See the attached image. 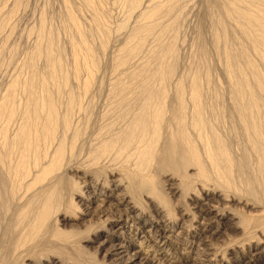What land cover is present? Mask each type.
<instances>
[{
	"label": "bare ground",
	"instance_id": "1",
	"mask_svg": "<svg viewBox=\"0 0 264 264\" xmlns=\"http://www.w3.org/2000/svg\"><path fill=\"white\" fill-rule=\"evenodd\" d=\"M80 1L93 13L92 29L83 30L82 22L80 21L81 24L78 22L69 8L67 20L65 19L67 22L63 25V29L66 31L71 29L77 35V40L71 42L74 61L72 77L66 73L56 32L52 31L53 28L47 32L46 23L41 19L37 43L34 44L32 52L27 54L28 59L24 60L25 63L22 65H25L28 75L22 77V74L18 75L20 74L18 73L5 87L4 84L0 87V264H84L74 252L86 250L88 247L96 250L105 264H264V245L256 241L258 239H254L255 236L249 235L247 239L233 245L228 256L215 245V240H218L225 232L232 228H239L240 222L242 228L243 222L238 217L237 211L233 214L231 210L217 208L218 205L216 206L214 202H217L221 196L211 191V187L209 189V185L205 184V178L202 179L201 175L198 181H203L200 182L202 186L198 184L203 187L202 196H196L198 195L195 192L196 186L192 187L191 183L186 182L192 179L187 173L178 181L173 176L167 180L170 182L168 188L174 193L186 195L189 191H193L194 196L198 197L194 204L197 213L195 215L194 212L192 217L194 223L190 222V216V220L188 216L184 218L187 215L185 211H189L192 207L190 208L189 205L187 210L183 212L180 210V217H175L172 212L174 208L171 206V210L168 203L176 201H170V199L166 203L160 201L163 195L154 183L156 177L153 175L158 171L160 163L165 165L164 171H167L165 170L167 166L164 164L167 156L170 158L173 156L182 164L188 162L191 166H197L198 169L205 171L204 164L206 166L207 163L201 161L202 155L207 157L203 159H210L215 166L222 163V160H228L232 155L227 140L215 131L213 122L206 118L211 117V112H206V115H209L205 117V108H210L212 105L209 107L205 103L207 100L203 98L205 95L201 89L200 78L204 76L199 77L193 74L194 77L191 78L188 87L184 80L183 82L179 80V77L177 84L172 80L176 84L175 94L170 95V97L173 96L172 98H169L166 89L168 80L176 75L178 48L176 49L177 38L174 33V30H177L175 13L181 11L184 0H119L125 9L122 8L125 19L118 29L126 30V35L123 41L125 46L119 50V55L123 58L118 59V65L131 61L125 60L127 58L138 57L137 54L152 36L156 38L155 42L158 46L151 50L152 54H149L157 65L153 69L151 67L155 62L150 65L151 67L141 63L144 67L141 70L138 69L140 71L130 75L129 78L127 77L129 79L127 83L121 79V81L115 80L117 83H112L113 86L116 84L115 87L112 86L115 95L111 93L118 100L114 102H118V105L122 107L120 109L111 103L113 105L111 108L112 111L114 108L116 110L119 108L121 114L119 110L115 111L117 118L112 120L114 113L111 111V118L107 115L111 121L106 122V126L103 123L101 128L91 129V135L86 133L85 136L89 134L91 136L89 139L93 143L88 142V138L82 137V134L90 129L88 125L91 124L93 127L96 123L92 124L90 120L89 123L85 121L84 127L73 121L77 107L80 110L83 109V105L79 100V103L76 102L79 98H76L77 95L72 94V90L67 88H70L68 85L73 79L79 84L82 82L80 86L84 91L81 88L80 90L83 94L89 91L95 72L99 70L95 46L93 47L89 42V38L94 35L97 38L100 37L99 47L103 52L112 30L103 19L104 13L100 9L102 8L101 0ZM206 1L209 6L207 9L211 13L207 10L208 14L216 16L213 22L214 48L223 45L217 48L220 50L218 58L220 55L231 87V98L235 105L233 109L236 108L234 113L236 117H240L238 120H241L248 134L247 144L253 150V155L257 156V169H255L259 174L256 175H260L257 178L261 179L260 186H263L264 72L260 64L264 69V0ZM9 20L7 21L10 23ZM130 20H133L134 24L129 27ZM1 21L4 22L2 19ZM166 34H171L169 40L165 39ZM200 38L201 36L198 40ZM203 44L205 43L199 46L205 56ZM254 54L260 63L255 60ZM42 57L47 65L44 73L39 72L37 66L38 59ZM150 78L156 83L153 84ZM133 82L135 83L133 85H138L139 89L133 90L131 85ZM61 93L68 98V100L65 98L66 101L64 100L63 103L62 100L59 101ZM76 104L80 105L76 106ZM61 105H65L63 110L60 109ZM86 108L85 110L88 111V107ZM107 113L110 114L108 111ZM215 114L216 112L214 117L217 118ZM102 116L104 121L108 119L105 115H101V118ZM86 118L88 120V117ZM80 136L86 139L88 144L92 143L91 146L94 145L93 148L88 147L91 148L90 152L86 151L89 152L86 157L89 156L88 159H90V161L87 159V162H91L83 173V184L86 190H78L80 186L74 187L76 182L72 181L73 173L71 172L72 170L78 172V170L68 165L70 164L68 156L70 158L72 154L78 155L73 150L80 143ZM222 166L220 164L216 166V169ZM160 171L158 173L162 172ZM178 172L182 171L179 170L177 173L175 171L176 176L180 174ZM195 174L197 176L198 173ZM106 175L109 176L107 179ZM226 175H228L227 172ZM197 178L199 179L198 176ZM255 191H251L252 195ZM259 194L258 192L256 197L264 203V195L259 196ZM73 198L77 199L75 203L80 206V215L77 217H72L70 214L71 205L74 204H72ZM142 198L152 203L149 212ZM255 205L258 206L256 203ZM227 206L225 207L229 208ZM75 211H77L76 208ZM94 216H97V223L99 221L102 225L108 226L104 228L99 223L94 226V229L90 227L91 225L87 227L86 223ZM220 219L223 222L218 224ZM260 219L264 224L263 218ZM94 220L96 221L95 218ZM245 222L250 224L252 221ZM58 224L64 228L58 227ZM259 225L258 228H261ZM85 233L89 236L85 237Z\"/></svg>",
	"mask_w": 264,
	"mask_h": 264
},
{
	"label": "rangeland",
	"instance_id": "2",
	"mask_svg": "<svg viewBox=\"0 0 264 264\" xmlns=\"http://www.w3.org/2000/svg\"><path fill=\"white\" fill-rule=\"evenodd\" d=\"M69 1H70V3H69ZM205 1L206 0H184V3L181 7V11H177L175 13V19L177 17V26H176L177 30H174V33L176 34V38H177L176 39V44H177L176 49L178 48L176 50V52H178V53H176L177 54V56H176V64L177 65H176V71H175L176 75H173L172 79L170 78L168 80V82H167L168 84L166 83V89L169 93V98H172L173 96L170 97V95L175 94V90H174L175 87L174 86H176V84L179 82L178 77H179V80L181 79L182 82L184 80V83L187 87L190 84L191 78L194 77L195 75H198L199 77H201V75H202V76H204L203 78L206 77L205 79H203L202 77L200 78V81L202 82V84H201L202 88L201 89L204 92L203 95L207 96V97L203 96V98H205L207 100V102L205 101V103L209 107L211 105L214 107L211 106L210 108H208V107H206L207 109L205 108V110H204L205 111L204 112L205 117L207 115H209V114L206 115V112L207 113L211 112L210 113L211 117L208 116L206 118L208 121L213 122L212 124L214 125L215 131L218 132L225 140H227V143L229 145L228 148L232 152V155L228 160H222V163H220V164L223 166L217 167V169H216V166H220V164L215 166L210 159H207L208 161L206 159H203V158H207V157H203V155H202V157L200 158L201 161L207 163L206 166L204 164V168H206L205 171H202V169L200 170V168L198 169L197 166H195V167L191 166V164L190 163L188 164V162L186 164H182L181 162L176 161L173 156L171 158H170V156H167L166 160H165L166 162L164 164H166L167 169H165V170H167L168 172L164 171L165 165L163 166L162 165L163 163H160L159 167L157 168L158 171L155 172V174L157 173V175L154 174L153 177H156L154 179L155 180L154 183L156 184V187L158 188V190L160 189L159 192L163 195L162 196L163 198L160 201H162V202L165 201V203L169 202V199H170V201L171 200L176 201L173 203H168V204H170L168 206L170 207L171 210H172L171 206L174 208L173 209L174 211L172 210V212L175 215V217L179 216V213H181V212H179L180 210H182V212H183V211L187 210V208H189V205H190V208L192 207L189 210V211H191V213L189 211H185V212H187V215L184 217L186 219L188 216V219H189V216H190L191 220L190 219L189 220L191 223L192 222L194 223V219L192 220V217L196 213V208L194 207V204H195L196 198H198V197L194 196L193 191H189V193H187L186 195L181 194V193H177L178 194L177 195L170 188H168L170 186V185H168V184H170V182H168L167 180L171 176H173L176 179V181H178L181 179L182 175L184 176L185 173H187L195 181H193L192 179L191 180L187 179L189 181H186V182L191 183L192 187H193V185L196 186L195 192L198 193V195H196V196H199V195L202 196L203 195V189H202L203 187H201L202 186L201 183L203 181L202 180L198 181V180H200L201 177H202V179L205 178L204 182H206L205 184L207 186L209 185L208 186L209 189L211 187V189H212L211 191H213L215 194H217V195L219 194V196H221L220 197L221 200L217 199V202H214V204L216 206L218 205L217 208L218 209L220 208L221 210H224V209L225 210L226 209L231 210L232 213L234 212L233 214L237 213L238 217L243 222L242 228H241L242 223L240 222L239 228H235V229L232 228V229L228 230V232L230 231L229 233L225 232V234L221 235V237L218 240H215V245L217 247H219V249H221L225 255L228 256L231 252V249L233 248V245H236L238 242H241L242 240L247 239L249 237V235L255 236L254 239H258L256 241H259L264 245V224L262 223L263 221L261 222L262 219H260V218H263V220H264V209H263L264 203L260 201L259 197L258 198L256 197V194L258 196V192L260 193L259 196L264 195V189H263L264 185L260 186V185H262L260 183L261 179L259 180V178H257V176L260 177V175H256V174H259V173H257L258 171L256 172V169H257L256 157L257 156L255 157L253 155V150L250 149L249 148L250 145L247 144L248 141H246V140H248V139H246V138L248 137L247 136L248 134H246V130L244 129V126L241 123V120L240 121L238 120V118H240V117L238 115H237L238 117H236V113H234L236 108L233 109L235 107V105H234V102L232 101V98H231L232 97L231 92H230L231 87L229 85L228 78L225 75L224 66H223L222 60L220 59V55L218 58V54H220L219 53L220 50H218L217 48L219 46L217 48L215 46V48H214L215 43L213 41V36H214L215 30H214L213 22H214V17H216V16L210 15L211 13L209 12L210 10H208L209 9L208 3L206 1V3H207V5H206ZM96 2H97V0H96ZM119 2H120L119 0H101V3H100V7H102L100 9H101L102 13L105 14V15L102 14V16H104L103 19L105 20V24L110 28V30H112L113 35L111 33L110 39L107 42L108 47L106 46V48H105L106 51H105V49L103 50L104 53L102 52V49H100V47H99L101 38L100 37L97 38V36H95V35H94V37L92 36V38L91 37L89 38L92 41L91 42L89 40V42L92 43L93 47L95 46L94 47L95 54L97 55V60H98L97 61V69H99V70L96 69L97 71L95 72V75H94L95 77L93 78L92 85L89 89L90 92L87 91V92H85L86 94H83V92H82V91H84V90H82L83 87L81 88V86H80V84L82 85V82L79 84L73 79L70 81V83L68 85V87L70 86V88H67V89L72 90L73 93L70 90V92L72 94L75 93L77 95L76 98H79L76 100V102L79 103V101H80V103H82V105H83V109L81 108L80 110H78L79 107H77V109L75 108L76 111L74 110L75 113L73 115L74 116L73 121L79 125L81 124V126L82 125L84 126V125H86L85 121H88V123H89V120H90L92 124H94L93 122H95L96 123L95 126L96 127L98 126L96 128L95 126L92 127L91 124L90 125L87 124L88 126H90V129H88L87 128L88 126H86V128L88 130H86V131L84 130L85 132L83 133L84 135L82 134V137H84L86 135V133L90 134L92 132L91 129L95 128L94 130H97L100 126H103V123L105 124L104 126H106V122L109 123L111 121V119L113 120V118H114V120H115L117 118L115 111H118L119 108L121 109L122 106L118 105L119 104L118 102L117 103L114 102V100L116 101L117 99H115L116 97L113 96L114 91L112 88V86H113L112 83L113 82L117 83L116 81H118L120 79L123 81H126V83H127L129 81L128 78L130 75H133L136 72H139L145 66V64L150 66L153 62H155L149 53L152 52L151 50L154 47L156 48V46H158L157 45L158 43L155 42V41H157V40H155L156 38L154 36H152L151 38H149L145 47L142 48V50L140 52L141 54L140 53L137 54V55H139L138 57L134 56L135 58H132V59L127 58L125 60H128V59L131 60V61L127 62L128 64L124 63V64L118 65L119 60L121 58H123V56L119 55V50L121 48H123V46H125L123 41H125V35H126V30H124L125 31L124 32L123 29L121 31H119V29H118L119 25L122 24V22H124L123 19H125L124 15H123V14H125V12L122 13L123 12L122 8L124 6L121 5V2L120 3ZM0 7H2L0 9H2V11H3V12L0 11V15H2V16H0V18L2 20H4V22H3L0 19V25L3 24L0 27V29H1V33H0V85L1 86L0 87H3V84L5 87L7 85V83H9L10 79L13 78L14 75H17L18 73H20L18 75L22 74L21 75L22 77H25L26 75H28L27 74L28 72H27L25 65L24 66H22V65L28 59L29 55H27V54H30V52H32V50L35 47L34 44L37 43V40L39 37V34L37 32L39 31L41 19L44 20L46 23V31L47 32H49L52 28H53L52 31L56 32V36L58 37L57 42H58L59 48H61V51H62V57H63L66 73L71 75L69 77H72V75H73L72 71H74V64H73L74 61H73L72 51H71V42L74 40H77V35L71 29L70 30L72 32L70 30L66 31V29H63L64 28L63 25L65 24V22H67L66 16L68 15V10L70 8V11L76 16V18L78 19V22L79 23H80V21L82 22V24L81 23L80 24H81V28L83 30L88 31V29L89 30L92 29V22H91L92 17L91 16H93V13L87 7H84V5L82 4V1H80V0H18V1L17 0H6V1L2 0L1 1L0 0ZM66 7H67V9H66ZM72 10H74V12ZM207 10L210 14H208ZM177 13H179L178 16H177ZM10 14L12 16L13 15L14 16L13 17L11 16L12 17L11 18L9 16ZM42 16H44V17H42ZM132 19L135 20V18H132ZM7 20H9L10 23ZM129 23H130L129 27L134 24L133 20H130ZM47 25H48V27H47ZM117 31H119L118 33L119 34L121 33V34L119 35L117 33ZM123 32H124V36H123ZM171 34H173V33H171ZM171 34H166L165 39L167 38V40H169V38H171ZM200 36L202 38V40L200 38L201 41L198 40ZM94 39L96 41H93ZM44 40H45V38H44ZM198 41H199V43H198ZM202 43H205V44H203L205 52H206L205 56L202 54V50H200L201 47L199 46ZM221 45H220V47L223 46V45L222 46ZM198 47H200V48H198ZM97 49H98V51H97ZM199 50L201 51V54H200ZM147 54H149L150 56ZM116 56L117 57L119 56V57L117 58ZM255 56L256 55L254 54L255 60H257V62L260 63L259 59ZM147 57H148V59H147ZM39 59L37 62V63H39V64H37L38 70H39V72L44 73L47 69V67H46L47 65L45 63L46 60H44L43 57L40 60ZM149 60L150 61L152 60V62H150ZM139 64H140V66H139ZM156 65L157 64L155 62L152 65L153 67H151V66L150 67L155 69L154 66L156 67ZM117 66L118 67L121 66V67H119V70H118ZM260 68H261L262 72H264V69H262L263 67H261V64H260ZM138 69H140V70L138 71ZM68 70H69V72H68ZM127 70H129V71H127ZM125 72L128 74H126ZM193 74H194V76H193ZM107 75H108V78H107ZM111 76H112V78H111ZM116 76H117V78L115 79ZM126 79H128V80H126ZM150 80L153 84H154V82L156 83L155 80L153 81L151 78H150ZM172 80L176 81V84ZM110 82H111V84H110ZM133 84H135V83L133 82L131 84L133 87V90H137L138 85H133ZM115 85L113 87H115ZM80 88L82 91L80 90ZM110 90H112V91H110ZM111 92H113V94ZM67 94L69 96V94H70L69 90H68ZM67 94L65 92V95H67ZM65 95H62V93H61V95L59 96L60 97L59 101L62 100L61 101L62 103L64 102V100L66 98ZM62 96H64V97H62ZM90 99H91V101H90ZM66 100H68V98H66ZM111 103H113V105L115 104L114 106L115 107L118 106L119 108H117V110H116V108H114V111H112L113 109L111 107H113V105H111ZM79 105L76 104V106H79ZM82 105L80 107H82ZM89 106H90V109H89ZM86 107H88V111H89L88 114H87L88 111L85 110V109H87ZM64 108H65V105L64 106L61 105L60 109L63 110ZM109 108H111V109H109ZM209 109H211V110L209 111ZM107 111L110 114H108ZM111 111L114 114H112ZM213 111L216 112L215 115L217 116V118L214 117ZM118 112H119V114H121L120 110ZM118 112H117V114H118ZM111 114L113 115L112 118L110 117V116H112ZM212 114H213V116H212ZM101 115H105L106 117L109 116L111 119H109V117H108V119H109L108 120L104 116L107 119L104 121V118L102 116V118H103V120H102ZM114 115H115V117H114ZM86 117H88V120ZM91 117H92V119H89ZM84 118H86V119H84ZM96 121H98L100 124L97 123ZM82 122H83V124H82ZM97 124H99V125H97ZM89 134L87 136H85L84 138H88L87 141L89 140L88 142H92V140L89 139L91 137L90 136L91 134L90 135ZM82 137L80 136V138L82 140L80 139L79 144L76 143L78 145H77L76 149L73 150V152L76 151V153L78 154V155H74V156L72 154V156L75 157L76 159L74 158L75 159L74 160L72 158V156H70V158L68 156V160L70 159L73 161V162L70 160H69L70 162L68 161V163H70V164H68L69 167L70 168L72 167L73 169L78 170V172L76 170H72V172H71V173H73L72 174V181L76 182V184H77V185L75 184L74 187L78 188L79 186L81 187V185H82V187L81 188L79 187L78 190H81V189L86 190L85 184H83V180H84L83 173L86 171L85 169L88 168L89 164L91 163V162H87V159L89 158V156H88V158L86 156L89 155V152H90L89 150L91 149V148L89 149L88 147L93 148V146H94V145L91 146L93 142L88 144L86 139H83ZM82 141H83V143H81ZM80 144H82V145H80ZM88 145H90V146H88ZM86 151H89V152H86ZM248 155H250V156H248ZM88 160L90 161V159H88ZM209 160L211 163L209 162ZM208 162H209V165H208ZM170 164H171V166H170ZM211 164H213V166ZM77 165H79L80 168ZM160 165H162V166H160ZM209 166H210V168H207ZM162 167H163V170H161ZM173 167H174V169H173ZM185 167L187 169H185ZM179 170L182 171L183 173L178 172L180 174L178 176H176L177 174H175V171L177 173V171H179ZM219 170L220 171L222 170V171L220 172ZM159 171L161 173H158ZM225 171L227 172L228 175H226ZM68 172L70 173V171H68ZM190 172H192V174H190ZM69 173H67V174H69ZM71 173H70V175H71ZM195 173H198L197 176L199 177V179L197 178ZM77 174H79V175H77ZM107 175H106V179L109 177ZM191 175H193V176H191ZM200 175H201V177H200ZM159 176H160V178H159L160 180L158 179ZM73 177H75V178H73ZM194 178H196V179H194ZM160 181H161V183H160ZM198 183H200L201 186ZM262 183H264V181H262ZM203 185H204V183H203ZM206 185H205V187H206ZM217 186H220V187L218 188ZM199 187H201V188H199ZM161 189L164 192H162ZM165 189H167V191ZM200 189H202V190H200ZM168 190H170V191H168ZM253 190L254 191L257 190V191H255V193L252 195L251 191L253 192ZM171 192H173L174 194L173 193L169 194ZM218 192H220L221 194ZM172 195H174V196H172ZM183 195L186 196V199H185V196H183ZM187 195H189V196H187ZM143 198L141 200H143L146 203L145 207H146V209L148 208L147 211L149 212L150 209L152 208V203L146 199L144 200ZM166 198H167V201H166ZM200 199H202V198H200ZM225 199H227V200H225ZM76 200H77L76 198H73L74 202L72 201V204L74 203L73 204L74 206L78 205L77 207H75L77 211H75L74 206L71 205L70 214L72 217L73 216L77 217V215L78 216L80 215V213H79L80 206H79V204L75 203ZM157 200H159V199H157ZM180 200H181V202H180ZM187 202L189 204H185ZM192 202H194V203L192 204ZM224 202H225V205H223ZM226 203H228L229 205L227 204L228 205L227 206ZM255 203L258 204V206L255 205ZM75 204H77V205H75ZM219 204H221V205L219 206ZM185 205H186V207H185ZM150 206H151V208H150ZM225 206H227L229 208H226ZM232 206L233 207L235 206V208L233 209ZM222 207H224V208L222 209ZM235 211H237V212L235 213ZM192 212H193V214H192ZM224 213H225V211H224ZM240 213H241V216H240ZM146 214H147V212H146ZM195 215H197V213ZM94 218L96 219V221L94 220ZM246 218H250L251 220L246 219ZM188 219H187V222L189 223ZM258 219H260V220H258ZM90 221H91V223H90ZM90 221H88L86 223V226L88 227L91 225L90 227H92V229L95 228L94 226H96V224L99 225V223H100L99 221L97 223V216H94L93 218H91ZM245 221H248V222L252 221V222L249 224ZM258 221H259V223H258ZM222 222H223V220L220 219L218 224H221ZM245 223L249 224V226H252V227H249L247 224L246 225L248 227H246V225L244 226ZM253 224L255 225L254 228H253V226H254ZM256 224H258V225L260 224L261 228H258V225H257V229H256ZM100 225L103 226L104 228H106V226H108L107 224L102 225V223H100ZM260 225H259V227H260ZM58 227H60L62 229L64 228V226H62L60 224H58ZM245 227L248 229H246ZM253 229H255V230H253ZM251 230L254 233L251 232ZM244 233L247 236L244 235ZM248 233H250V234H248ZM86 235L89 236L88 233L84 234L85 237H86ZM94 251L96 252V250H93V248L88 247L86 250H83V251L75 250L74 253H75L76 257L78 259H80V261L83 262L84 264H105L101 255L100 254L98 255L97 252L95 253ZM96 254L98 256H96ZM85 255H87V256H85Z\"/></svg>",
	"mask_w": 264,
	"mask_h": 264
}]
</instances>
